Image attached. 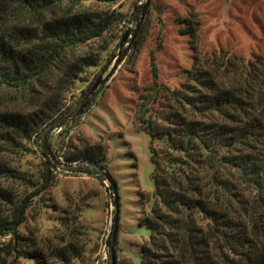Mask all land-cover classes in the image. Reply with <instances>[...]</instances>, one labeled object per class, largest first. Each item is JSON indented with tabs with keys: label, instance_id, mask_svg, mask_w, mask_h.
Masks as SVG:
<instances>
[{
	"label": "trees",
	"instance_id": "trees-1",
	"mask_svg": "<svg viewBox=\"0 0 264 264\" xmlns=\"http://www.w3.org/2000/svg\"><path fill=\"white\" fill-rule=\"evenodd\" d=\"M122 1L0 0V88L33 101L27 112H0V147L26 153L34 142L43 159L39 177L24 183L27 194L0 187V238L8 237L0 264H11L8 257L51 264L41 250H24L28 238L18 230L49 190L60 161L44 151L43 134L61 116L69 86L100 61L92 52L68 63L63 58L93 40H121L119 27L127 20L116 4ZM31 21L33 27L25 26ZM182 23L180 33L195 49L198 22ZM145 29L130 30L122 60L133 64ZM193 59L179 88L169 89L157 83L151 58V84L136 98L133 121L148 137L152 191L138 221L148 236L128 264H264V57L243 62L211 53ZM158 95L164 102L153 108ZM63 159L76 162L80 173H97L92 164L106 167L99 144ZM0 172L26 180L1 164ZM50 252L59 264L77 257L68 244Z\"/></svg>",
	"mask_w": 264,
	"mask_h": 264
},
{
	"label": "rangeland",
	"instance_id": "rangeland-1",
	"mask_svg": "<svg viewBox=\"0 0 264 264\" xmlns=\"http://www.w3.org/2000/svg\"><path fill=\"white\" fill-rule=\"evenodd\" d=\"M146 2L143 15L141 10L135 13ZM116 6L127 20L119 27L118 36L126 32L121 46L120 40L109 42L106 36L73 49L63 58V63H68L92 52L100 61L98 67L84 68L79 81L69 86L61 116L48 125L43 134L44 151L54 159L57 156L60 161L49 190L41 193L40 201L28 209L26 221L18 230L20 235L28 238L24 250H41L51 264L59 263L51 257L50 250L53 246L66 244L77 252V257L67 264L110 262L115 213L110 185L102 172H75L78 164L63 159L88 146L99 144L102 147L105 169L116 184L115 264H128L135 259L139 245L148 236L146 228L138 224L142 212L147 209L144 198L152 191L148 137L137 131L133 112L137 96L146 93L143 89L151 84V58L157 83L178 89L194 56L202 60L211 53H227L243 62L264 57V0H124ZM185 19L198 22L195 49L191 48L189 37L180 33ZM143 24L146 26L144 41L133 64H129L122 60L129 48L126 38L130 30ZM25 26L33 27L34 22ZM106 41L107 49L101 51ZM98 78L99 83L90 95V88ZM88 86L89 90L83 95ZM84 102L85 105L71 116ZM163 102V96L158 95L153 108ZM32 108L33 101L25 92L0 88V112L23 113ZM57 124L60 125L48 131ZM28 149L26 153L12 154L0 147L3 170L8 168L25 173L26 180L18 181L11 178L10 173L0 172V187H6L16 195L30 192L24 183L27 179L34 181L42 170L40 148L33 142ZM61 218L68 219L60 221ZM7 240L8 237L0 238V247ZM11 259L8 257L11 264H35L17 257L13 262Z\"/></svg>",
	"mask_w": 264,
	"mask_h": 264
},
{
	"label": "water",
	"instance_id": "water-1",
	"mask_svg": "<svg viewBox=\"0 0 264 264\" xmlns=\"http://www.w3.org/2000/svg\"><path fill=\"white\" fill-rule=\"evenodd\" d=\"M147 5H148V2H146L144 4V6L141 8V16L143 15V11L147 7ZM136 29H137V26H136ZM136 29H134V31ZM125 37H126V32H124V34H123V36H122V38L120 40L119 46L122 45ZM98 83H99V78L94 82V84L90 88V92H89L90 95H91L92 91L95 90V88L97 87ZM84 105H85V102L82 103L78 107V109L71 114V116H74ZM59 125L60 124H57L55 126H51L48 129V131H52L53 129L57 128ZM44 142H45V137H43V144H44ZM48 154H49V156L52 159H54L50 155V153H48ZM92 166H94L98 171L103 173V176L105 177V179L108 181V183L110 185V189H111L112 195H113V203H114V207H115V213H114V218H113V225H112V232H111V239H110L109 261H110V264H115V254H114V251H113V244H114L115 235H116V232H117V224H118V203H117L118 198H117L116 184H115V181L113 180V178L111 177L110 173L105 168H103L100 165H96V164H92ZM103 252H104V250H103Z\"/></svg>",
	"mask_w": 264,
	"mask_h": 264
},
{
	"label": "built area",
	"instance_id": "built-area-1",
	"mask_svg": "<svg viewBox=\"0 0 264 264\" xmlns=\"http://www.w3.org/2000/svg\"><path fill=\"white\" fill-rule=\"evenodd\" d=\"M103 256L105 255V252H102Z\"/></svg>",
	"mask_w": 264,
	"mask_h": 264
}]
</instances>
